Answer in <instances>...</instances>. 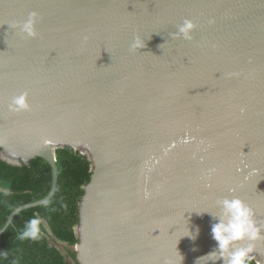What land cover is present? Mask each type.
<instances>
[{
    "label": "water",
    "instance_id": "water-1",
    "mask_svg": "<svg viewBox=\"0 0 264 264\" xmlns=\"http://www.w3.org/2000/svg\"><path fill=\"white\" fill-rule=\"evenodd\" d=\"M31 12L35 38L17 27ZM185 19L191 40L175 35ZM66 145L93 166L81 264H197L226 196L264 224V0H0V156L53 170L7 225L53 197ZM251 257L264 264V239Z\"/></svg>",
    "mask_w": 264,
    "mask_h": 264
},
{
    "label": "trees",
    "instance_id": "trees-1",
    "mask_svg": "<svg viewBox=\"0 0 264 264\" xmlns=\"http://www.w3.org/2000/svg\"><path fill=\"white\" fill-rule=\"evenodd\" d=\"M58 185L44 204L18 212L19 206L44 198L50 191L53 170L50 163L36 157L27 164H12L0 156V264H81L75 246L80 238V202L92 175V161L70 145L56 150ZM9 195L4 196L3 191ZM34 216L42 220L41 238L20 240L24 225ZM62 244V248L57 244ZM249 264H258L252 257Z\"/></svg>",
    "mask_w": 264,
    "mask_h": 264
},
{
    "label": "clouds",
    "instance_id": "clouds-1",
    "mask_svg": "<svg viewBox=\"0 0 264 264\" xmlns=\"http://www.w3.org/2000/svg\"><path fill=\"white\" fill-rule=\"evenodd\" d=\"M39 22V14L31 12L28 18L20 22L17 27L20 32L30 38H35L37 33V24ZM196 28L194 21L185 19L177 28L175 35L178 38L186 40L192 39V34ZM133 48L143 49L145 41L141 38H136L132 44ZM27 97L21 95L14 97L11 110H20L28 108ZM3 195H9L8 191H3ZM218 206L217 212H208L214 223L211 225V237L216 241V246L206 255L197 260L208 258V261H221L222 264H249L251 253L255 249V242L264 239V224H261L256 219L255 209L250 206L244 199L233 196L223 197L216 201ZM203 213V212H201ZM42 220L38 216L31 218L25 225L19 235L20 240L36 241L41 238ZM199 228L192 232L189 229V235L192 240H195L199 235ZM247 241V244L242 242ZM183 258V257H182Z\"/></svg>",
    "mask_w": 264,
    "mask_h": 264
},
{
    "label": "rangeland",
    "instance_id": "rangeland-1",
    "mask_svg": "<svg viewBox=\"0 0 264 264\" xmlns=\"http://www.w3.org/2000/svg\"><path fill=\"white\" fill-rule=\"evenodd\" d=\"M57 244L62 248V246H63L62 244H60V243H58V242H57Z\"/></svg>",
    "mask_w": 264,
    "mask_h": 264
}]
</instances>
